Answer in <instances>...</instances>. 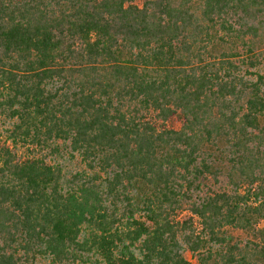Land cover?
Instances as JSON below:
<instances>
[{
    "label": "trees",
    "instance_id": "1",
    "mask_svg": "<svg viewBox=\"0 0 264 264\" xmlns=\"http://www.w3.org/2000/svg\"><path fill=\"white\" fill-rule=\"evenodd\" d=\"M185 252L264 264V0H0V264Z\"/></svg>",
    "mask_w": 264,
    "mask_h": 264
},
{
    "label": "rangeland",
    "instance_id": "2",
    "mask_svg": "<svg viewBox=\"0 0 264 264\" xmlns=\"http://www.w3.org/2000/svg\"><path fill=\"white\" fill-rule=\"evenodd\" d=\"M7 127L8 124L4 125V128ZM53 158H55L57 163H61V165L64 167V172L68 179H71L76 172L86 171L85 166L81 163V161H79L77 157L75 159H70L67 156H65V159H60L56 157ZM179 215L180 217H183L185 214H179ZM232 234L237 240H243L247 238V236L241 233L240 231H233ZM184 257L186 258L189 264H198L196 258L192 256L190 253L185 252ZM79 264H90V263H79Z\"/></svg>",
    "mask_w": 264,
    "mask_h": 264
}]
</instances>
